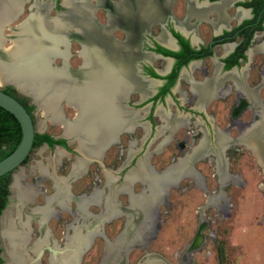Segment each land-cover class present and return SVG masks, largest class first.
<instances>
[{"label":"flooded vegetation","instance_id":"flooded-vegetation-1","mask_svg":"<svg viewBox=\"0 0 264 264\" xmlns=\"http://www.w3.org/2000/svg\"><path fill=\"white\" fill-rule=\"evenodd\" d=\"M34 2L41 5L47 18L62 15L68 10L67 6L63 4V0H26L22 6L21 14L24 15L22 18L29 16L35 11L31 7ZM178 2L182 4L180 11H177ZM77 4L79 10L83 8L82 6H86L88 12L86 14L81 13V11L77 13V30L73 26L67 28L69 30L67 31L68 55L65 64L66 72L77 74L78 86H83L94 81L95 76L93 74L84 76V64L81 56L83 44L88 43L90 34L91 41L95 37L98 38L97 41L99 42L97 43H100L90 46L92 56H95V53L93 54L92 51H97V45H99V49L100 47L106 48V52L104 53V50L102 55L108 59L99 62L97 65L100 66L97 70L101 72V77H103L105 66L113 59L116 60L115 58L121 57L125 61L123 65L126 68V75L128 76L125 73L120 75L119 69L117 73L112 72L111 66L110 68L109 66L108 68L106 67V71L108 70L110 75L112 74L111 77L119 81L122 80L125 84L127 81L128 85H125L123 90L115 96V104L121 111L122 121L119 122L120 124L113 135V140L103 145L96 157L91 158L83 153L82 149L80 151L81 137L78 133L77 137H72V140L69 141L71 138L64 137L62 130L58 135H51L44 131L36 130L35 133H45L51 140V142L43 140L38 147H44L49 151L52 150V152L60 149L65 155L63 157L67 159L73 156L74 159L71 161L70 166L74 161L81 162V170L73 181L79 177H87L90 165L93 164L94 166L90 171L92 181L87 183L85 188H83L86 192L89 189V192L86 193L80 190L78 194L73 193L70 189L71 181L68 184L66 192L70 200L68 203L69 208L64 210L57 205L54 208L53 205L56 204L54 199L50 203L52 208L56 209L58 214L65 211L72 217L71 212H75L74 210H76L77 199L72 200L71 194L85 198V196L91 195L96 188L101 194L99 199L97 202L88 203L84 208V211L93 218L103 210L105 202L108 199L106 195H109L112 191H117L120 186L126 184L124 177L129 172H139L141 162L145 163L144 165L147 168L149 166L157 173L162 172L169 166L179 162L186 155H190L193 148L202 139L207 140V145L203 147V152L205 150L207 152L205 151L203 154L200 153L193 158L191 157L188 167L199 173L198 169L194 168V163L201 160L202 162H207L210 166L216 167L215 160L220 159L222 163L219 168L230 175L236 176V174L229 173L228 170L230 160H228L227 154L230 147L238 145L248 152L251 151L242 144L232 143L222 152L223 157H219L218 154H221L215 143V138L216 133H220L227 134L226 136L230 139H237L241 133L240 131H243L249 125L251 127L254 122L261 119L260 114L264 112V98L259 95L261 88L264 86V0H77ZM146 4L147 6L144 8ZM230 8L233 9L231 13L227 11ZM192 9H198L197 12L200 14L193 13ZM16 26L17 24L13 28ZM201 26L205 27L204 31L209 32L203 34L200 31ZM79 28H85L88 31L86 30L83 34V31ZM11 34L5 33V35L9 36ZM71 42L77 43L73 54L69 51ZM57 56L51 57V63L48 62L50 67H63V59ZM72 56H76L75 67H70L69 64ZM254 56L259 58L257 62L253 60L256 59ZM55 58L59 59V64L57 65L53 64ZM207 60L210 61V68L205 65ZM96 71L94 72L97 73ZM195 71L199 73L195 74ZM254 74L255 76H253ZM130 83L131 85H129ZM14 88L21 94H18ZM199 88L203 91H200ZM4 91L17 98L26 110L32 107L33 110L31 112L27 111L33 119L35 128L34 113L37 102L34 97L30 93L27 94L21 91V89L13 84L5 86ZM29 98L31 101H28ZM214 101L221 103L223 111L217 107V104H212ZM64 104L68 103L63 102L62 106ZM182 105L186 106L183 108ZM246 114L248 116L244 117ZM75 115L76 111L74 112ZM64 117L66 116L64 115ZM166 121L172 122L173 127H171V130L169 128L166 129L164 126ZM224 121L225 123L227 121V123L226 125L224 123V128H221ZM261 127L263 133L264 126ZM138 129L140 133L136 136V130ZM231 129L235 130L233 136L230 133ZM4 134L11 136V130L8 129ZM161 141L165 142L157 148ZM73 142V147H70ZM193 143L194 145H192ZM113 145L117 147L116 153L112 154L110 152L107 155ZM171 145L175 153L173 149H171L173 152L170 151ZM1 147L4 148L5 145ZM57 147L60 148L57 149ZM36 148H32L29 156L21 164L26 163ZM165 150L169 152L168 156L160 158L165 153ZM157 160H159V165L156 162ZM255 160L257 161L256 157ZM258 165L262 169L264 168L263 165L259 163ZM95 171L101 172L103 181L99 179ZM12 172L8 173L7 186L9 194L6 197L7 203L5 206L9 203L11 196H13L10 186ZM118 173H121L122 176L118 175ZM105 175H111L114 178L113 180L115 181H112L111 187L105 185ZM116 176H120V179L118 180ZM182 179L184 178L181 177L167 185L166 190H168V193L166 199L158 203L157 215L159 221L160 217H162L159 211L161 205L172 206L171 203H168V198L171 194L170 190L171 188L179 189ZM240 182L238 185H241ZM134 183L135 185L138 183L141 189L135 191ZM229 183L234 184L233 181ZM132 184L133 192L140 194L143 188L140 177L132 181ZM203 186L205 192H208L204 183ZM225 186L223 185L222 188L220 186L224 194ZM41 194H43L42 204L33 205V202L28 204L27 207L29 205H47L46 197L51 194L48 195L45 188ZM123 194L126 195V199L123 201V203L125 202L124 204L122 203V199H120L121 197H117L116 199L121 210H124L129 203L128 194L124 192L121 195ZM121 195L119 194V196ZM72 203L73 207H70ZM92 206L98 208L99 211L92 212L90 210ZM27 211L29 210L27 209ZM33 211L31 217L35 216L36 218L37 213ZM126 215L125 212H121L115 216L111 215L109 218L101 219L98 229L95 230L93 228V230H90L91 232H95L93 237L99 236L104 241V251L106 242L118 237L123 232L127 221ZM119 217L124 220L123 228L116 234V237L108 240L103 227L106 224L109 225L113 218ZM59 218L60 215H57L55 219L58 220ZM97 218L100 219V217ZM90 219L91 217L87 219L89 223ZM47 221H45L42 228L44 230H47ZM34 222L39 227L37 218ZM81 222L80 218L77 221V225L82 226ZM90 225L88 226L90 227ZM138 225L136 223L133 226L134 230L138 228ZM204 227L205 222L203 221L200 224V229L202 230ZM38 230L40 233V227ZM134 230L131 235L134 234ZM201 230L199 232L201 239L198 244L204 239ZM156 233L157 230L153 229L151 234H154L153 237H155ZM49 236L52 237L53 234L50 233ZM147 240L149 239L147 238ZM91 245L90 243L89 247ZM197 245L196 248H198ZM186 255L187 253L182 257L183 261H186ZM80 261L81 256L79 264H81ZM119 261L118 264L126 262L124 259ZM100 263L99 260L98 264ZM1 264H4V262L2 261Z\"/></svg>","mask_w":264,"mask_h":264},{"label":"bare ground","instance_id":"bare-ground-1","mask_svg":"<svg viewBox=\"0 0 264 264\" xmlns=\"http://www.w3.org/2000/svg\"><path fill=\"white\" fill-rule=\"evenodd\" d=\"M25 1L26 0H0V84H13L21 89V91L27 94L30 93L37 102V107L43 108V114L46 118L52 123L62 125L64 137H77L78 133L81 137L80 151L82 149V152L91 158L96 157L101 147L113 140V135L119 127V122L122 121L121 111L115 104V96L123 90L125 85H128L127 81L125 84L124 81H119L111 77L112 74L110 75V72L108 70L106 71V67L108 68L109 66L110 68L111 66L112 72L116 73L119 72V69L121 72L120 75L124 73L126 75V68L123 65L125 61L121 59V57L115 58L116 60L113 59L105 66L103 77H101V72L97 70L100 66L97 65L99 62L108 59L102 55L104 50V53L106 52V48L100 47L99 49V45H97V51H92L93 54L95 53V56H92L90 46H95L99 41H97L98 38L95 37L93 41H91L92 39H90L89 34L88 43L83 44L81 56L84 64V76L93 74L95 78L94 81L90 83L78 86L77 74H70L65 70L66 58L68 55L67 31L69 29L67 30V28L73 26V28L75 27V30H77V13L81 11V13L86 14L88 8L82 6L83 8L79 10L77 7V0H63V4L67 6L68 10L62 15H57L54 18H47L41 5L34 2L31 7L35 11L23 21L19 22L15 28H11L13 31L10 36L5 35L4 30L7 29L8 23L10 24L12 19L15 18L19 12L20 6H22ZM146 6L147 4L144 5V8H146ZM197 10L192 9L193 13L200 14ZM79 29L83 31V34L87 30H85V28ZM8 40H12V43L9 46H5ZM55 55L63 59V67L52 68L49 66L48 62L51 63V57ZM129 85H131V83ZM199 90L203 91L200 88ZM63 102H67L68 105L76 110L75 118L69 119L64 117L62 110ZM260 117L261 119L254 122L251 127L249 125L246 129L240 131L239 137L235 140L230 139L226 136L227 134L216 133L215 143L221 154H218V156L223 157L222 152L228 145L239 143L250 150L256 157L258 163L264 166V132L262 133L261 130V126H264V112L260 114ZM164 126L166 129L169 128L171 130L173 124L172 122L166 121ZM206 141L202 139L200 143L193 148L190 155H186L184 158L180 159L179 162L169 166L162 172L157 173L151 167L148 166L147 168L144 165L145 163L141 162V168L138 170L139 172H129L125 175L126 177H124L126 184H122L123 186H120L117 191H112L109 195H106L108 199L106 197L107 201L103 208L104 211H102V215H96V217L99 216L100 219L95 218V222L99 223L103 217H111V215L115 216L118 213L125 212L128 215L126 228L136 223L137 225L139 224L136 232L130 236V238L132 237L131 241L135 240L139 235H145L147 228L151 225V221L149 220L151 216L149 215L154 212L155 207L158 205L159 201L162 200L161 196L164 195V192L166 193L167 185L175 182L181 177H188L197 187H200V189L203 187L202 189H204L200 174L189 168L188 162L191 157L193 158L206 151L203 152L204 145H207ZM164 142L165 141L160 143L157 148ZM62 155L63 151L59 149L55 152V156L52 157L49 164L44 166L40 165L41 176L52 179L55 193L46 197V202H48L47 205L33 208V212L37 213L36 218L39 223L41 235L36 239L34 245L31 244L32 247L29 248L26 245L29 241L28 236L31 229L29 222H27L30 217H26L25 222L23 221V215H21L20 219L19 214H22L21 210L23 207L26 208L29 203H33L35 197L44 192V188L40 185V180L33 184L26 183L25 186L21 185L19 180L23 174L18 173L13 175L10 186L12 187L11 189L14 193L15 201L10 203L11 205H7L0 217V240L3 246V256L6 264H39L38 260L41 254L39 256L38 254L43 248L51 246L48 244L47 235L49 234L42 229L45 221L49 220L51 217H57L58 215V211L52 208L50 202L54 199L56 201L55 205L59 206V208L64 210L69 208L68 203L70 200L66 193L67 187L81 170V162L74 161L69 176H56L55 169ZM221 163L220 159L215 160L220 185H227L231 181L238 185V181H240L238 177L225 173L223 169L219 168ZM139 177L142 181L143 189L140 194H136L132 191V181L139 179ZM105 178V185L111 187L114 178L111 177V175H106ZM121 190L126 192L129 196V206L125 207L124 210H119V204H116L114 200L115 197L117 199L118 191ZM100 195V192L95 188L91 195L76 201V210L73 212L74 218L77 220V218L80 217L83 225L79 226L75 224V222L70 224L72 233L66 236L65 247L57 249L51 246L55 253L51 254L49 264H79L81 253L89 247L91 243L90 237L95 234L94 231L91 232L90 229H88L89 221L87 219H89L90 216L84 211V208L90 202H97ZM205 195L208 205L218 206L220 211H224L223 209L227 210V204L222 206L220 205L221 203H219L221 198H225V195L221 192H219L218 195L216 193L210 194L205 192ZM18 203L21 206V210L19 211V209H16L15 215L13 216V207ZM128 223H130V225ZM91 225H93V223ZM26 226L27 228H25ZM90 227L93 228V226ZM94 228L95 230L98 229L95 224ZM124 235L125 233L122 232L113 241L114 243H106L105 250L108 251V254L112 253L118 244H123L120 241L122 239L126 242H124L125 245L131 243L129 238H126V236L124 237ZM149 240L144 243L143 246L145 248ZM118 250L119 252L113 255V260L116 259L117 262L113 264H118L120 262V255L124 257L130 249L128 248L127 252L123 247ZM30 252L36 254V256L33 258ZM153 255L154 254L148 255V263L160 264V261H157ZM156 258L158 257L156 256ZM101 264H104V262H101Z\"/></svg>","mask_w":264,"mask_h":264},{"label":"rangeland","instance_id":"rangeland-1","mask_svg":"<svg viewBox=\"0 0 264 264\" xmlns=\"http://www.w3.org/2000/svg\"><path fill=\"white\" fill-rule=\"evenodd\" d=\"M177 5V11H180V9L182 8V4L178 2ZM232 10L233 9L230 8L227 11L231 13ZM23 16V14H19L17 18L10 23V26L13 27L21 22ZM204 28V26H201L200 31H202L203 34L208 33L209 31H204ZM9 30L5 29L4 33L11 34V30ZM11 43L12 40H8L5 43V46H9ZM76 45L77 43L71 42V44L69 45L70 53H74ZM254 58L256 57L254 56ZM253 60H256L255 62H257L259 58ZM209 63V60L205 62V65L208 68H210ZM53 64H59V59L55 58ZM69 64L70 67L76 66V56L71 57V59L69 60ZM197 73L199 72L195 71V74ZM253 76H255V74ZM7 85L10 84H0V89L5 90V86ZM183 85L185 86V84ZM182 88L184 87L182 86ZM15 90L18 92L17 89ZM18 94L21 93L18 92ZM259 95L264 98V86L261 88ZM28 101H31V99L29 98ZM212 104H217V107L219 109H222L221 103L214 101ZM182 106L184 108L186 105ZM35 109V128L37 131H44L45 133L51 135H58L61 133V130L63 133L62 125L52 123L48 118H46V116L43 114L42 107L38 108L36 106ZM62 110L64 112V115L69 119L73 118L74 112L76 111L74 108H72V106L68 104H64L62 106ZM183 111L186 112L185 110ZM223 115H225V113H223ZM247 116L248 114L244 115V117ZM224 123L225 121L223 122V125H221V128H224L227 121L225 125ZM234 132L235 130L231 129L230 133L232 136ZM139 133L140 130H136V136ZM160 143H162V141ZM73 145L74 142L70 147H73ZM192 145H194V143ZM170 147V151L171 149H173L175 153L173 146L171 145ZM116 150L117 147L113 145L107 155H109L110 152H112V154L114 152L116 153ZM168 154L169 152L165 150V153L161 155L160 158H164L166 155L168 156ZM54 156L55 152H52V150L49 151L44 147L37 146V148L33 150L30 158H28L26 163L21 164L19 167L13 170L10 178L13 179V175L22 173L23 176L19 180L21 185L25 186L26 183L33 184L36 181L40 180V185L45 188L47 194H52L54 192V189L52 188L54 182H52V179L49 177L41 176L40 165L44 166L49 164L50 160ZM63 156L65 155L63 154L58 160V165L55 169V175L66 177L69 176V173L71 171L70 169L72 168V165L70 166V163L74 159V157L72 156L70 157V159H67ZM227 156L229 157L228 160H230V164L228 167L229 173L236 174V177H238V179L241 181V185L232 183H229L226 186L224 185L225 194L222 192V189H220V186L222 188L223 185H220L216 167L210 166L207 164V162H202L201 160L194 163V168L198 169L199 174H201L200 176L203 177V179L202 177L201 179L205 184L208 193H216L218 195L219 192H221L223 195H225V198H221L219 203H221L220 205L222 206H225V204H227V210L223 209L224 211H220L218 206L215 207V205H208L206 203V195L204 194L205 189H202L203 187L200 189V187H197L190 178L186 177L180 182V188L178 187L179 189L171 188L170 190L171 194L168 198V203H171L172 206L161 205L160 207L159 204V211L162 214V217H160V221L157 215L158 205L155 207L154 212L149 215L151 216V218L149 219L151 221V225L147 228L145 235H139V237L137 236L135 240L131 241L132 237L130 238V236L134 230L133 226L135 224L126 228V222L123 233H125L124 237L127 236L126 238H129V241H131V243L125 245L126 242L122 239L120 241L123 244H118L114 251L109 254L107 250L104 251V241H102L99 236L93 237L92 235V237H90L92 238V242L90 241L92 245L88 248V250H86L85 253L81 255V264H98L101 257V262H104V264H113L117 262L116 259L113 260V255L119 252L118 249L121 247H123L126 252L128 248L130 249L126 256L124 255V258L120 255L119 260L124 259V261H126L124 262L125 264H149L147 257L150 254H154V258L157 261H160V264H264V170L260 167V165H258L254 155L251 152L246 151L242 146H231ZM156 162L158 163V165L160 164L159 160H157ZM116 165H114V167H116ZM93 167V164L90 165V171L93 169ZM90 171L88 172L87 177H79L71 182L70 189L73 193L78 194L80 190H83V188H85L87 183L92 181ZM96 174L98 175L99 179L103 181L101 172L97 171ZM118 175L122 176L121 173H118ZM120 176H116V178H118L119 180ZM35 179L37 180L35 181ZM105 180L106 178L104 179V182ZM140 189L141 186L136 183L135 191H138ZM88 190L89 189H87V192L86 190H83V192L88 193ZM122 193H124L122 190L118 191L117 197H121L120 199H122L123 203L124 199H126V195H121ZM167 193L168 190H166V193L164 192V195L161 196V201L166 199ZM119 194L121 196H119ZM42 197L43 194H39L37 197H35L33 205L42 204ZM11 198L14 199H10L8 205L15 201L14 193ZM114 200L116 201L115 203H118L116 197L114 198ZM33 205H29L28 207H33ZM53 206L54 208H56L55 204ZM70 207H73V203ZM16 209H19V211L21 210V206L19 203L13 207V216L15 215ZM90 210L92 212L99 211V209L94 206L90 207ZM119 210L121 209L119 208ZM102 211L98 214L99 216L102 215ZM71 213L73 218L68 213L63 211L60 214L57 213L58 215H60V218L58 220L55 219L56 217L54 216L55 218L51 217L46 223L47 230L45 231L48 234H53L52 237L47 235L48 244L53 246L54 248L59 249L65 247L66 236L71 235L72 233L70 224H73L74 222L75 224H77V221H79L80 219L79 217L77 218V220H75L73 212ZM90 217L91 219L89 224L93 223V225L90 226H93L94 228L95 224L97 227H99V223L101 222H95V218L97 217ZM108 217L109 216H106L102 219ZM123 221V218L120 217L113 218L112 222L109 225H104L103 230L108 240L117 236L116 234H118L120 229L123 228ZM203 221L205 222V227L202 228L201 232L204 235V239H202V242L197 245L198 248H196L195 245L193 250L186 252V261H183L182 257L186 254V248L195 238L197 232H199L200 224L203 223ZM30 224V240L26 245L28 248L32 247L36 239H38L40 237L39 235H41V232H38V224H36L34 221ZM128 224L130 225V223ZM88 229H90V227ZM153 229L157 230L155 237H153L154 234H151L153 232ZM136 230L137 229H135L134 231L136 232ZM147 238H149L150 241L145 248L143 245ZM3 251V246L1 245L0 240V258L4 262L1 255ZM30 254L31 256H33V258L36 256V254H32L31 252ZM156 255L159 257L156 258ZM50 256L51 253H49L47 250H44L38 260V263L49 264Z\"/></svg>","mask_w":264,"mask_h":264},{"label":"water","instance_id":"water-1","mask_svg":"<svg viewBox=\"0 0 264 264\" xmlns=\"http://www.w3.org/2000/svg\"><path fill=\"white\" fill-rule=\"evenodd\" d=\"M22 6H20L19 12L15 16V18L12 19V21L15 20L19 14H21L22 8H23ZM26 17L22 18L21 21H23ZM13 27H11L10 24L8 23V27H7L8 29H11ZM0 108L8 111L9 113H11L16 118V121L20 127V132H21L20 140L17 143V145L15 146V149L11 153H9L8 155H6L5 157L0 159V176H1L7 172L13 171L17 167H19L21 165L22 161L29 156V154L32 150L31 147H32V142H33L34 133L36 132V129L34 128V124L32 121L33 119L31 117V115L28 113V111L25 109V107L18 101L17 98L10 95L9 93H6L2 89H0ZM72 137H74V136L69 137V138H71V139H69V141L72 140ZM59 148L60 147H57V149H59ZM71 196H72V198H71L72 200L80 199V197L74 196L72 194H71ZM7 205L2 209V211L0 213V217L2 216V213H3L4 209H6ZM38 206H41V205H35L33 207H27L26 206V208L23 207V209L21 210L22 214H19V218L21 219V215H24L23 221H25L26 217H28V216L31 217V214H33L32 213L33 208H36ZM27 209L29 211H27ZM35 219H36L35 216H33V218L32 219L29 218V220L27 222H29V225H31L30 223L33 222ZM25 228H27V226ZM200 230L201 229L199 228V232H200ZM199 232H197L195 239H193L192 242L187 246L185 253L193 250L194 246L198 244V242L201 239V234H199ZM28 239L30 240V237ZM115 239L116 238L110 240L109 242H113ZM109 242H106V243H109ZM44 249H46L51 254L55 253L54 249L51 248V246H49V247L43 248L41 250V252L38 254V256L40 254H42ZM1 255H2V258L4 260V264H6L4 256H3V252ZM100 262H101V259H100Z\"/></svg>","mask_w":264,"mask_h":264},{"label":"trees","instance_id":"trees-1","mask_svg":"<svg viewBox=\"0 0 264 264\" xmlns=\"http://www.w3.org/2000/svg\"><path fill=\"white\" fill-rule=\"evenodd\" d=\"M5 92L8 93L7 91ZM27 110L31 112L33 109L32 107H29L27 108ZM8 129L11 130V136L4 134V132L7 131ZM20 135H21L20 127L16 121V118L8 111L0 108V159L5 157L15 149V146L20 140ZM43 140L51 142L50 138L47 137V134L35 133L31 148L37 147ZM2 145H5V147L4 148L1 147ZM8 173L9 172L0 176V212L7 203L6 197L9 194V190L7 186ZM1 262L2 260L0 258V264Z\"/></svg>","mask_w":264,"mask_h":264}]
</instances>
